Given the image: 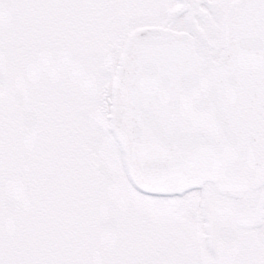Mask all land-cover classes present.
Masks as SVG:
<instances>
[{
	"label": "snow or ice",
	"instance_id": "obj_1",
	"mask_svg": "<svg viewBox=\"0 0 264 264\" xmlns=\"http://www.w3.org/2000/svg\"><path fill=\"white\" fill-rule=\"evenodd\" d=\"M0 264H264V0H0Z\"/></svg>",
	"mask_w": 264,
	"mask_h": 264
}]
</instances>
